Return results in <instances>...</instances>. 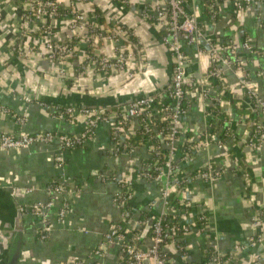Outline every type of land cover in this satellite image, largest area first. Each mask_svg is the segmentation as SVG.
<instances>
[{
	"label": "crops",
	"instance_id": "crops-1",
	"mask_svg": "<svg viewBox=\"0 0 264 264\" xmlns=\"http://www.w3.org/2000/svg\"><path fill=\"white\" fill-rule=\"evenodd\" d=\"M236 1L242 4L241 8L235 0H224L217 19L204 15L202 0L189 1L188 10L197 17L203 40L198 45L187 47V54L191 63L199 65L200 75L208 73L210 68L209 56L203 49L204 40L209 39L219 45L231 39L239 44L247 40L253 49L264 53V0ZM72 2L78 12L91 22H97L103 30L111 29V19L118 20L134 39L120 37L118 41L100 40L94 45L87 44L84 40L87 29L81 27L78 36L82 37L79 39L82 50L68 63L69 77L64 82L69 78L72 81L69 80L67 85H72L71 82L74 85L79 83L78 87L86 85L89 89L87 94H109L98 89L111 85L108 84L110 80L101 77V81H95L96 68L89 69V64L105 56L113 59L119 49L134 52L127 70L112 71L115 74L113 78L120 81L119 91H142L166 83L169 67L173 66L172 55L163 44L162 33L140 16L145 4L163 5L165 0H131L128 6L121 5L118 0H71L70 4L67 1L62 4L65 14L56 23L59 39H65L69 34L67 21L72 18ZM23 12L22 6L0 0V108L3 109L0 113V135L56 133L80 137L88 128L87 118L70 122L52 114L47 106L69 107L54 103L58 88L84 92L73 91L74 86L69 88L61 82L62 66H67L64 65L66 62L52 63L39 56V47L42 46L39 22H30ZM89 55L90 62L85 63ZM238 57L257 93L264 97V80L257 76L264 70V55L256 56L242 50ZM129 71H135L136 75L128 77ZM89 72L91 75L87 77ZM243 74L230 69L222 82L223 90L217 84L213 86L218 105H213L210 99L205 101L199 92L188 98L189 110L183 121L184 136L197 141L215 122L208 116L214 106H219V113L226 120L225 128L224 123L219 122L218 130L214 131L216 138L221 141V135H225L227 128L229 131L225 141L227 150L221 149L215 141L206 148H200L192 163L184 168L187 176H191L212 166L220 171V176L212 183L188 180L179 195L183 212L174 216L172 221L189 227V233H181L178 237V242L186 247L185 261L174 243L165 247L166 255L177 264H204V258L212 250L225 257L236 243L246 245V248L233 264H264V224L255 223L257 219L264 223V143L255 146L248 142L240 146L255 119L264 126V116L254 112L249 104L234 98V95H243L239 85ZM222 95L225 98L222 99ZM17 118H23L24 122ZM58 149V144H39L19 150L0 149V254L3 257L7 256L10 245L8 234L13 230L10 226L14 223V205L27 209L34 203L46 204L50 200L48 186L58 178H65L68 180L65 197L71 210L64 222L58 220L64 199L59 196L48 213L50 231L46 240L38 234L45 228L42 218L22 212L24 246L20 264L91 260L110 225L121 221L122 209L115 202L120 183L148 158L145 146L133 152L116 153L111 130L104 124L97 128L93 141L65 153L66 163L62 168L55 165ZM132 180L135 203L139 205L130 222L135 229L141 211L152 213L147 220L150 222L164 211V206L162 185L138 174ZM259 236L263 237L262 242H251ZM146 243L150 245V238ZM100 260L103 264H124L120 247L116 244L107 246Z\"/></svg>",
	"mask_w": 264,
	"mask_h": 264
},
{
	"label": "built area",
	"instance_id": "built-area-1",
	"mask_svg": "<svg viewBox=\"0 0 264 264\" xmlns=\"http://www.w3.org/2000/svg\"><path fill=\"white\" fill-rule=\"evenodd\" d=\"M43 1L45 0H33L31 4L35 10L33 20L39 21L40 25L42 24L43 32L41 34L46 38H52L50 40L51 42L55 40L53 39L55 35L51 30L45 28L46 23L43 19L45 18L47 20V18L44 15H49L48 23H57L61 16L65 14L62 11V4L67 1L70 4L71 0H48L51 4L50 6H52V10L49 13L44 8L39 7ZM118 1L121 5L128 6L131 0ZM187 1L165 0L163 5L145 4L140 13L143 21L151 23L162 33L163 44L172 55L173 77L170 84L159 95L130 103L124 107L117 108V110L73 107L59 109L47 106V109L52 114L58 115L59 118L66 119L70 122L81 117L87 118L88 128L80 137L56 133H22L20 135L3 133L0 135V149L3 150L29 149L39 144H58L59 149L55 156V165L58 168H62L66 163L65 153L69 150L83 147L88 142L93 141L97 128L99 125L104 124L109 126L111 130L112 142L116 153L133 152L139 148V145L140 147L145 146L148 152V158L146 159L148 163H142L141 167L137 169V174L148 181L163 182L161 201L164 206V211L156 215L149 222L152 235L150 236V245L147 248L139 247L135 243L138 236L137 233L132 238L128 235L129 231H139L143 225V221L139 220L136 228L133 229L130 223L134 217L132 206L135 203L132 171L130 176L126 177L120 183V191L115 195V202L122 209L121 221L110 225L103 243L92 253V259L88 262L76 260L72 262H59L58 264H103L100 259L103 256L104 249L109 245L115 244L120 247L124 264H144L145 260H148L149 264H177L176 260L170 259L165 252V247L171 242L175 244L181 259L185 261L186 247L178 242V237L181 233H189V227L180 226L175 221H172L174 216L179 215L183 210L182 208L175 209L171 207V193L177 191L181 185L186 186L188 180L197 179L212 183L220 176V171L212 166H208L206 169L199 170L192 173L191 176H187L184 168L192 163L194 155H196L200 148H206L216 141L221 149L227 150L225 143L218 140L214 134V131L216 129L218 130L219 122L222 121L224 123L223 127H226V120L223 119L220 113L216 114L213 110L208 113V116L213 118L215 122L210 125L209 129L197 141L192 140L185 143L183 121L189 110L188 98L195 92H199L201 97L203 96L206 99L205 101L209 102L208 99H210L213 105H218L219 100L214 98L211 80L222 83L226 72L234 69L238 73H244L239 81L243 95L250 99L256 112L264 116V97H261L257 93L251 77L245 73L240 57H238L239 52L242 50L250 51V53L256 56L264 55L261 50L253 49L249 41L246 40L239 44L231 39L219 45L212 40H204L203 49L210 59V68L207 73L208 78L195 80L184 76L185 65L191 63V59L187 54V47L198 45L203 40L202 29L199 26L197 17L188 10ZM74 2H72V18L70 21H67L68 36L64 41L59 38L54 41L53 45L59 43L60 46L58 47L53 48L51 44H48V47L50 49L52 48L51 53H47L45 50H39L38 54L40 57H48L50 60H60L62 62L66 59L71 60L75 58L79 53L78 47L80 46V38H78L77 32L83 26L87 29L84 35V40L87 44L94 45L95 41L100 40L118 41L120 37L128 40L134 39L133 34L125 29L118 20L114 21V19H111V29L103 30L97 22H91L89 18H86L82 13L78 12L74 7ZM235 2L240 8L242 7L240 2L236 0ZM26 18L31 20L30 17ZM211 18H215L214 13ZM133 56L134 52L130 50L125 52L123 49H119L113 59L105 56L97 58L91 63L95 64L97 71L101 70V72L107 74L114 70H127V64ZM86 58L85 63L90 62L91 56L89 55ZM135 75V71L128 72V77L130 78ZM257 76L264 80V70L259 71ZM2 110L0 108V113ZM119 111L120 114L115 115V112ZM17 120L22 123L24 122L23 118H17ZM156 120L167 124L168 129L166 134L157 128L155 124ZM226 130L228 133L229 129L227 128ZM139 134L142 136L140 141L137 138ZM249 142L255 146L264 143V126L259 121L254 122L252 137ZM163 154L164 156L162 157ZM159 159H162V161L160 162ZM180 172L181 174H179ZM178 174L181 176H178ZM101 177L103 180L105 179L104 175ZM67 183V179L58 178L48 186L50 200L46 204L34 203L27 209H21L22 212H28L42 218L45 228L38 232L42 240L48 238L50 231L48 227V213L55 206V202L59 196H63L64 199L58 213V220L64 222L71 210L70 202L65 197L67 194ZM255 223H260V225L264 224L259 219ZM262 241L263 237L259 236L251 242L258 243ZM244 249L245 246L243 244L236 243L225 257H221L216 251L212 250L210 253L211 260L204 264H233L237 261Z\"/></svg>",
	"mask_w": 264,
	"mask_h": 264
},
{
	"label": "water",
	"instance_id": "water-1",
	"mask_svg": "<svg viewBox=\"0 0 264 264\" xmlns=\"http://www.w3.org/2000/svg\"><path fill=\"white\" fill-rule=\"evenodd\" d=\"M173 66L169 67L168 79L166 83H159L150 89L142 91L124 90L113 94H85L71 92L70 90L58 88V94L53 97L54 103H61L65 106L75 108H87V109H112L121 108L130 103H134L143 99L151 98L159 95L170 84L173 77ZM184 76L186 78L203 79L208 78V74L200 75L199 65L197 63H188L184 67ZM56 89L55 91H57ZM234 98L241 100L251 107L255 112V108L250 99L242 94L234 95ZM254 123H251L250 131L246 139L240 143L242 146L244 143H248L252 137ZM15 210L13 212L14 223L10 226L13 228L8 234L10 245L8 248V254L3 264H20L24 246V219L22 211L18 205H14ZM144 264H149L148 260L144 261Z\"/></svg>",
	"mask_w": 264,
	"mask_h": 264
},
{
	"label": "trees",
	"instance_id": "trees-1",
	"mask_svg": "<svg viewBox=\"0 0 264 264\" xmlns=\"http://www.w3.org/2000/svg\"><path fill=\"white\" fill-rule=\"evenodd\" d=\"M214 1H215V5H214ZM223 2H224V0H202V4H203V7H204V12H203L204 15H207V17L209 18V17H212V14L214 13L215 14V18H216V16L218 18V12L220 10V5ZM242 3L244 5V2H242ZM100 44H98L97 47H99ZM67 82H69V80ZM112 82H113V84L111 83V85H109L110 88H112L114 86H117V85L121 86L120 81H117L115 78H113V81ZM86 83L88 84V86H90L88 82H86ZM211 83H212V86H214L215 84H217V86H219L220 90H223V84L221 82L211 80ZM84 86H85L84 93H88L89 92L88 87H86V85H84ZM107 86L105 85L104 87L103 86L102 87H99L98 90H100V89L101 90H105L107 88ZM221 98L223 99L225 97H223V95H222ZM66 108H69V107H66ZM73 108H75V107H73ZM63 109H65V108H63ZM112 110H117V108H112ZM211 110H213V112L216 113V114H218L220 112L219 106H216L215 108H212ZM254 121L255 122H258L257 119H255ZM155 124H156V126H157V128L159 130H162L163 131L164 134L167 133V129L168 128H167V124L166 123H162L159 120H156L155 121ZM226 133H227V131H225V135H221L222 136L221 137V141L223 143H225V141H226ZM137 138L140 141L141 138H142V136L139 134V135H137ZM188 141H192V140H191L190 136L187 135V136H185V143L188 142ZM139 147H140V145H139ZM163 156H164V154L162 155V157ZM159 160H160V162L162 161V159H159ZM146 161H148V160H145L143 163L147 164L148 162H146ZM137 169L138 168H134V170H133V173H132V178L133 179H134V177L137 176ZM184 188H185V185H181V187L179 189H177V191L171 193V196H170V205H171L172 208L180 209L182 207V203L179 200V195H180L181 191ZM132 207H133V210H134L133 211V214L135 215V213L137 212V210L139 208V205H137L136 203H134V205ZM151 214L152 213L150 211H148V212L147 211L146 212L141 211L140 212V216H139V220L143 221V225L141 226L140 230L139 231L131 230V231L128 232V235H129L130 238H132L134 236V234L137 233L138 236H137V239L135 240V243L139 247L141 246L143 248H147V246H148V243H146V241L152 235V231L150 229L149 222L147 220H148L149 215H151ZM210 260H211V256L210 255H208V256L206 255V257L204 258V262L205 263H208Z\"/></svg>",
	"mask_w": 264,
	"mask_h": 264
},
{
	"label": "rangeland",
	"instance_id": "rangeland-1",
	"mask_svg": "<svg viewBox=\"0 0 264 264\" xmlns=\"http://www.w3.org/2000/svg\"><path fill=\"white\" fill-rule=\"evenodd\" d=\"M10 2H12L13 4H16V5H19V6H22L23 8H24V12H23V14L25 15V17H30L31 18V20H30V22H35L33 19H34V17H35V10H34V6H31V4H32V2H33V0H9ZM189 1L190 0H188L187 1V6L189 5ZM193 1V0H192ZM51 4H50V2L48 1V0H45V1H43L42 2V4L41 5H39V7H42V8H44L45 9V11L47 12V13H49L51 10H52V6H50ZM46 18H47V20L44 18L43 20L45 21V28H47V29H49V30H51V32L55 35V36H53L54 38L53 39H55V40H58V36H57V34L58 33H56L57 32V26H56V23L55 22H52V23H48L47 21H48V17H49V15L48 14H46V15H44ZM39 22V21H38ZM43 24V25H44ZM42 25V24H41ZM40 24H39V29L41 30H39L40 31V33H42L43 32V29H42V26H41ZM77 35H78V32H77ZM41 39H42V46L41 47H39V50L41 51V50H45V52H47V53H51V51H52V48L50 49L49 47H48V44H51V47H53V48H55V47H58V46H60L59 45V43L58 44H56V45H53L54 44V41L55 40H52L51 42H50V40L52 39V38H50V37H44V35L43 34H41ZM78 38H82V37H80V36H78ZM65 39H63V41H64ZM46 41V42H45ZM61 43V42H60ZM78 49H79V52L82 50L81 49V46H79L78 47ZM27 54H29V52H26ZM49 56V55H48ZM47 61H49V62H52V63H56V62H58V63H67V64H64V65H67V66H62V72H61V82L64 84V83H66L65 85L67 86V87H69L70 88V86H74V89H73V91H82V92H84V88L85 87H78L77 85H79V83H77V85H74V83L73 82H71L72 83V85H67L69 82H64L65 81V79H67L68 77H69V75H68V73H69V67H68V63H70V60L69 59H66L64 62H62V61H60V60H58V61H53V60H50V59H48V57L47 58H45ZM93 67V68H92ZM127 67H128V64H127ZM89 69H95V64H92V63H90L89 64ZM86 70V69H85ZM88 70V69H87ZM115 71V70H114ZM91 72V71H90ZM90 72L88 73V75H87V77H89L91 74H90ZM94 75H95V81H97L98 79L101 81V77H103V80H106V79H109L110 80V82L108 83V84H113V82H112V79L111 78H113V75H114V73L112 72V71H110V72H108L107 74L106 73H103V72H101V70H99V71H97V70H95L94 71ZM63 77V78H62ZM86 79V78H85ZM69 80H71L70 78H69ZM87 80V79H86ZM72 81V80H71ZM61 83V84H62ZM119 90H121V86H119V85H117V86H114V87H112V88H110L109 87V85L107 86V88L105 89V90H103V92L102 93H109V94H111V93H115V92H118ZM92 92V91H91ZM93 93V92H92ZM117 114H120V111L119 112H115V115H117ZM184 123V122H183ZM183 132H185V130H184V128H183ZM183 136H184V134H183ZM179 174H181V172L179 173ZM178 174V176H181V175H179ZM183 177V176H182ZM143 178V177H142ZM158 184H160V185H162V187H163V182L162 181H159L158 182ZM258 243H260V242H258ZM257 244V243H256ZM243 246H245V248H246V245H243ZM244 251V250H243ZM243 251H242V253H243ZM241 253V254H242ZM6 257L7 256H5V257H3L2 256V254H0V264H3L4 263V261H5V259H6ZM65 262V261H64Z\"/></svg>",
	"mask_w": 264,
	"mask_h": 264
}]
</instances>
